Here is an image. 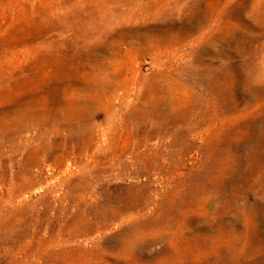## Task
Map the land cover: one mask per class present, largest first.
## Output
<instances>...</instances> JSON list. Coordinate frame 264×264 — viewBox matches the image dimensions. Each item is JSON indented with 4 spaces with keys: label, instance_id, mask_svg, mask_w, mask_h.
Masks as SVG:
<instances>
[{
    "label": "rangeland",
    "instance_id": "1",
    "mask_svg": "<svg viewBox=\"0 0 264 264\" xmlns=\"http://www.w3.org/2000/svg\"><path fill=\"white\" fill-rule=\"evenodd\" d=\"M136 225L129 264H264V0H0V264H123Z\"/></svg>",
    "mask_w": 264,
    "mask_h": 264
},
{
    "label": "bare ground",
    "instance_id": "2",
    "mask_svg": "<svg viewBox=\"0 0 264 264\" xmlns=\"http://www.w3.org/2000/svg\"><path fill=\"white\" fill-rule=\"evenodd\" d=\"M215 83L217 84V86L221 84V78L219 76H216ZM211 91H212V89H211ZM216 100H217V98H216ZM152 105L154 107V112L152 115L153 119L151 121H153L155 125L151 129V135H153V134L156 135L158 133L164 134L166 131L169 132V130H170L169 126L174 125L175 122L177 121V119L175 118V116L173 114H170V113L166 114V113L161 112V107L164 105L162 100H160V99L154 100L152 102ZM71 175H73V174H71ZM88 191H89L88 188L84 189L85 193H87ZM82 197L83 196H81V199H82ZM110 197H112V196H110ZM77 198L78 197L74 198L75 203L77 202L76 201ZM79 201H80V199H79ZM128 208H129V206H128L127 202L120 201L113 196L112 199H106L105 201L97 203V206L95 208L84 210L81 207H79V213L78 214L82 218H87L89 216H92L94 221H101L103 223H109L110 221L120 220L125 214H127ZM143 231H144V229H143L142 225H136L131 230V232L127 233V235H128L127 238H124L123 242L121 241L122 246L119 249L120 251H119L118 255L121 256L120 253L122 254L124 262L122 260L121 261L123 262V264H129L127 261V257L130 256L131 254L132 255L136 254V252L134 250L138 249L140 247L139 237L141 236ZM203 237L205 238V236H203ZM20 239H19V241H20ZM126 239H128V240L125 241ZM205 240L208 241L210 239H205ZM7 241L9 242L8 245L13 244V246H14L15 242H12L10 239ZM106 255H105V257H107ZM97 257H100V252H99V255H97ZM168 261L169 260H167L165 262L168 263Z\"/></svg>",
    "mask_w": 264,
    "mask_h": 264
}]
</instances>
